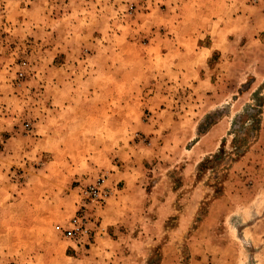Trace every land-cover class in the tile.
I'll return each mask as SVG.
<instances>
[{
    "label": "rangeland",
    "instance_id": "1",
    "mask_svg": "<svg viewBox=\"0 0 264 264\" xmlns=\"http://www.w3.org/2000/svg\"><path fill=\"white\" fill-rule=\"evenodd\" d=\"M0 264H264V0H0Z\"/></svg>",
    "mask_w": 264,
    "mask_h": 264
},
{
    "label": "built area",
    "instance_id": "2",
    "mask_svg": "<svg viewBox=\"0 0 264 264\" xmlns=\"http://www.w3.org/2000/svg\"><path fill=\"white\" fill-rule=\"evenodd\" d=\"M102 183H103V180H100L95 187L90 188V196H92L94 198H99L100 193H101V185H102ZM79 230H81V227H75L72 230L73 232L68 231V235H71L73 233H77Z\"/></svg>",
    "mask_w": 264,
    "mask_h": 264
},
{
    "label": "trees",
    "instance_id": "3",
    "mask_svg": "<svg viewBox=\"0 0 264 264\" xmlns=\"http://www.w3.org/2000/svg\"><path fill=\"white\" fill-rule=\"evenodd\" d=\"M256 129H257V126L254 125V127H253V129H251V131L256 130Z\"/></svg>",
    "mask_w": 264,
    "mask_h": 264
}]
</instances>
